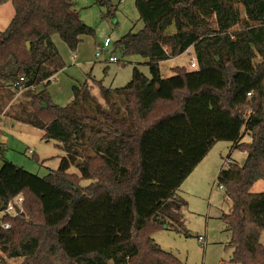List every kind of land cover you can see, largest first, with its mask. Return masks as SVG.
<instances>
[{"label": "trees", "instance_id": "trees-1", "mask_svg": "<svg viewBox=\"0 0 264 264\" xmlns=\"http://www.w3.org/2000/svg\"><path fill=\"white\" fill-rule=\"evenodd\" d=\"M10 1L14 14L0 31V90L6 85L16 101L10 119L41 131L65 156L45 177L0 158V213L23 199L18 215L0 216L10 225L0 226V264H184L151 235L187 234L177 191L218 142L245 154L217 176L231 203L220 217L230 263L264 264V193L251 191L264 181V0H134L143 27L113 46L147 59L149 77L134 68L115 89L93 80L106 107L87 81L64 107L47 92L65 67L51 35L71 52L94 35L73 1ZM190 49L196 67L162 78L159 64ZM82 180L92 182L82 188Z\"/></svg>", "mask_w": 264, "mask_h": 264}, {"label": "rangeland", "instance_id": "rangeland-1", "mask_svg": "<svg viewBox=\"0 0 264 264\" xmlns=\"http://www.w3.org/2000/svg\"><path fill=\"white\" fill-rule=\"evenodd\" d=\"M72 1L79 19L94 30V35L83 36L75 52H71L56 33L51 35V40L65 64L47 87L53 104L61 107L68 105L73 99L72 87L86 81L93 84L94 80L107 89L122 88L131 80L134 68L149 77L147 59L138 56L123 57L122 52L115 50L113 46L114 42L126 33H136L143 27L142 22L138 20L134 0L121 2L108 0L104 5L97 4L96 0ZM108 10H111V14H108ZM13 14L10 0L0 4V31L7 28ZM106 38L111 41L109 53L119 61L118 63L95 59L96 48L102 45ZM74 55L77 58H73ZM191 58L195 59L192 49L161 62L159 64L161 77L173 76L174 67L191 70L189 65ZM94 91L100 105L106 107L108 104L100 99L98 88L95 86ZM11 94L10 88L6 85L0 90V158L38 177H45L58 169L60 159L65 153L57 148L56 142L41 140V131L10 119L16 110L10 107L16 103L15 100H11ZM20 98L21 95L16 99ZM244 141L249 142V138L245 136ZM227 159L242 165L245 154L233 150L229 142L216 143L196 173L186 181V190L181 196L187 206L183 211L181 225L187 234L159 230L151 235L161 249L177 256L184 264H231L232 249L226 247L230 235L220 219L223 214L230 211L231 203L217 183L220 170L227 167ZM205 166L204 171H200ZM68 173L78 175L73 166L69 168ZM91 182L82 180L80 186L84 188ZM251 191L264 193V181L256 182ZM198 236L204 237L203 247L198 241ZM260 243L264 245V232L261 233ZM7 263L20 264L21 261L8 260Z\"/></svg>", "mask_w": 264, "mask_h": 264}, {"label": "built area", "instance_id": "built-area-1", "mask_svg": "<svg viewBox=\"0 0 264 264\" xmlns=\"http://www.w3.org/2000/svg\"><path fill=\"white\" fill-rule=\"evenodd\" d=\"M110 46H111V41L108 38H106L104 40V42L102 43V45H100L99 47L96 48V53L94 55L96 61H98L100 59H103V61L107 62V63H118V60L115 57H113L111 55V53H109ZM189 65H190V68L194 69L196 67L195 59L191 58ZM23 81H24L23 78L19 79V83H23ZM19 83H17L14 86H18ZM18 88L21 90L20 86H18ZM226 163H227V161H226ZM22 202H23L22 197L21 196H17L13 201L9 202L6 205L5 210L2 213H0V214H3V215L7 214V215H10V216L18 215L21 212ZM17 209L19 210L18 213L16 212ZM0 226L4 230H8L10 228L9 224H1ZM198 241H199V243L201 244L202 247L205 245L204 237L198 236Z\"/></svg>", "mask_w": 264, "mask_h": 264}, {"label": "crops", "instance_id": "crops-1", "mask_svg": "<svg viewBox=\"0 0 264 264\" xmlns=\"http://www.w3.org/2000/svg\"><path fill=\"white\" fill-rule=\"evenodd\" d=\"M189 51V50H188ZM187 51V52H188ZM73 58H77V56L76 55H74L73 56ZM89 85H90V87H91V94L92 95H95V91H94V86L89 82ZM20 95H16V97H14V99H16L17 97H19ZM23 125V124H22ZM27 126V125H26ZM216 145V144H215ZM214 145V146H215ZM204 160H205V158H203V160L197 165V167L193 170V172L183 181V183L181 184V186L179 187V189H178V191H177V195L180 197V198H182V196H181V194L182 193H185L184 192V190H186V181H189V179H190V177H192V175H194V173H196L195 171H197V169L202 165V163L204 162ZM8 161V160H7ZM1 165H2V162L0 161V167H1ZM206 168V166L204 167V168H202L200 171H204V169ZM183 199V198H182ZM184 200V199H183ZM186 203V202H185ZM186 206H187V203H186ZM185 206V207H186ZM185 207L184 208H182L180 211H179V213L181 214V217L183 218V211H184V209H185Z\"/></svg>", "mask_w": 264, "mask_h": 264}, {"label": "water", "instance_id": "water-1", "mask_svg": "<svg viewBox=\"0 0 264 264\" xmlns=\"http://www.w3.org/2000/svg\"><path fill=\"white\" fill-rule=\"evenodd\" d=\"M26 45H27V48H28V47H29V44L27 43ZM40 108H46V105H45V104H43V105H41V106H40ZM16 212L18 213V212H19V210L17 209V210H16Z\"/></svg>", "mask_w": 264, "mask_h": 264}]
</instances>
